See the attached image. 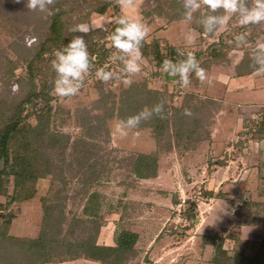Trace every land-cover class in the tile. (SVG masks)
Listing matches in <instances>:
<instances>
[{
    "label": "rangeland",
    "instance_id": "obj_1",
    "mask_svg": "<svg viewBox=\"0 0 264 264\" xmlns=\"http://www.w3.org/2000/svg\"><path fill=\"white\" fill-rule=\"evenodd\" d=\"M76 1L89 3L91 0H63L62 3L68 8ZM146 1L140 0L138 7L128 14L139 16L148 25L150 32L147 41L158 35L164 46L174 44L181 48L185 46L183 34L192 31L197 36V41L195 46L186 50L194 51L195 54L201 51L205 54L210 45L217 43L215 44L217 47L219 43L231 44L234 36L243 31L247 34L248 44L244 47L230 48L218 63L211 61L210 68H205L213 80L211 86L201 85L193 75L192 83L186 89L176 82L178 78L162 74L160 71L162 63L157 64L143 54V70L133 77L135 82L130 87L119 80L105 84L96 79L94 72L105 64L110 65L109 70L117 69L118 65L110 60L111 52L114 50L103 61L89 50L93 65L92 72L86 77L78 95L68 98L55 97L54 107H63L68 113L61 112L52 125L69 136L66 148L69 153L77 150L75 143L81 135L89 143L94 142L98 151L100 146V152L104 155L102 160L106 161L107 167L93 180L88 190L83 188L80 174L70 176V182L61 192L67 197L65 200L62 198L58 200L59 203H63L61 211L65 213L62 224L64 232L68 233V227L72 221L74 222L75 217H91L84 212V207L88 203V193L96 191L104 216L98 242L116 244L118 233L123 228L139 233L134 254L120 264H220L211 260L219 244L218 241L214 246L209 239L213 230L223 235L229 233L228 235L233 237L240 233L245 252L252 254L258 246V238L264 235V212L259 221L242 225L239 208L243 207V202L250 199H264V183L260 173V169L264 170V139L251 138V133L255 129V120L259 123L264 120V74L258 75L254 71L249 73L250 78L237 77L239 69L236 66L249 47L259 40H264V25H261V28L248 27L243 30L234 18L225 30L218 34H201L194 27L195 21L186 24L182 17L174 18L178 13L177 1L161 0L157 3L152 0V11L150 15L145 16L143 9L148 6ZM119 14L122 12L117 6H110L105 13L92 12L90 18L83 22L108 31L102 38L98 34L94 36V40L98 41L96 47L102 43L109 47V28ZM17 15L12 9L9 11L0 3V47L7 46L17 39L19 33H22L24 38H27L29 47L37 48L40 43V33L45 27H39L37 30L35 23L31 25L26 19L18 18ZM43 17L49 20L48 24H50V15L45 13ZM96 25L99 27H95ZM252 29L255 33L257 31L261 33L250 38ZM229 34L233 36L229 37ZM203 54L199 57L201 61L205 59ZM25 69V60L22 59L17 64L16 72L21 73ZM144 85L159 90L164 102L167 103L165 106L169 114L174 118V116L178 117L180 112L183 120L186 119L183 125L188 129L191 128L188 140L181 142L182 140L176 138L175 147L161 154L158 174L152 177L136 176L130 169L128 159L125 160L130 152H150L156 148L151 127L127 129L126 135L122 136L115 128V124L120 120L115 113L105 124L109 128V134L104 131L91 137L83 131L76 120L79 109L89 108L92 113H101L103 109L95 107V104L104 96H107L109 104L114 103L118 107L129 93L140 91L141 87L144 89ZM237 86L243 87L241 91L236 89ZM14 88L12 86V90L19 93V89ZM190 94H195L196 99L186 104L185 98ZM144 95L146 97V94ZM241 98L244 100L260 98L261 101L257 104L258 108H261L260 111L257 114L245 112L244 118L239 116L237 108ZM207 99H213L215 102L209 105L211 107L209 120L206 119L204 126L201 125L203 122L199 125L204 131L199 130L197 133L195 128L198 127L199 115L194 113L195 106L200 107L202 100ZM185 108L193 112L191 117L184 115ZM194 116H197V119H194ZM29 119L33 123L37 120L35 116ZM209 132L214 138L208 136ZM186 142L190 144L187 146ZM217 159L224 161L228 159L226 162L228 165L222 166ZM59 188H61L59 183H54L52 176L48 175L37 180L35 192L30 198L13 199L17 191L14 178L10 177L6 193L0 195V201L3 203L2 213L5 216L13 215L8 227L6 222H3L4 216L0 217L4 230L17 237H37L43 223L45 202L50 201L53 193ZM194 203L196 216L189 217L186 214L187 210ZM246 208L245 205L240 211L243 209L245 211ZM75 229V234L69 232V238L73 240L80 239L84 233L79 226ZM234 245L232 237L225 239L224 246L229 248L230 252ZM19 247L23 249L19 243L14 245L12 250L17 251ZM20 251L18 250L19 253ZM3 253L0 254V264H6L8 257L5 254L2 260ZM20 261L21 256H17L14 264H20ZM44 264L104 263L83 256L68 259H60L56 256L54 260Z\"/></svg>",
    "mask_w": 264,
    "mask_h": 264
},
{
    "label": "trees",
    "instance_id": "obj_2",
    "mask_svg": "<svg viewBox=\"0 0 264 264\" xmlns=\"http://www.w3.org/2000/svg\"><path fill=\"white\" fill-rule=\"evenodd\" d=\"M62 1L56 0V4L51 6V11L48 13L50 15V24H48L49 20L43 17L45 13L28 11L23 0L21 3H16L15 0H9L8 2L0 0L1 5L5 8L7 7L9 11L12 9L14 14H18V18L26 19L31 25L35 23L37 30L39 27H45L44 31L40 33L39 46L35 49L29 47L27 38L25 39L22 33H19L17 39L7 46L0 47V160L4 159L3 167H0V195L6 193L10 177L14 178L17 191L13 195V199L24 200L30 198L35 192L37 180L48 175H51L54 183H59L61 187L53 193L50 201L46 200L45 202L43 223L37 237H17L5 231L2 224L6 222L8 227L13 215L5 216L2 213L3 203L0 201V217L4 216V221H0V254L5 251L2 255V260L5 254L8 255L6 264H14V260L17 261V256H21L20 264H44L54 260L56 256H59L60 259L83 256L91 259L95 258L104 264H120L134 254L139 233L132 229L123 228L118 233L116 244L109 245L98 242V236L104 224V216L100 209L96 191L88 193V203L84 207V212L90 214L91 217H75L74 222L72 221L70 227H68V233L67 231L64 232L62 224L65 213L61 211L63 203H59L58 200L66 199L67 195H62L61 192L65 190L64 186L70 182V176L80 174V182H82L83 188L88 190L93 180L107 167V163L102 160L104 155L100 152L101 147L99 146L98 151L94 142L89 143L82 135L78 137L75 143L77 150L71 153L66 151L69 136L54 128L52 124L61 112H68L63 107H54L53 100L55 96L51 94V81L55 77V73L51 68L53 52L66 44L72 35L79 34L70 33L68 31L69 27L73 24L87 21L92 12L105 13L110 6L116 5L112 0H91L89 3L76 1L71 3L68 8H65ZM151 1H146L148 6L143 9L145 16L150 15L152 11ZM154 1L159 3L161 0ZM175 1H177L178 13L174 15V18L182 17L180 2L179 0ZM115 26V21H113L109 28L110 33ZM194 27L201 34L204 33L198 24L194 23ZM250 27L256 29L261 28V25ZM241 29L244 30L245 28ZM107 33L106 29L99 27L94 28L93 31L85 36V40L88 42V49L102 61L109 56L113 49L107 47L105 43L96 47L98 41L94 40V36L98 34L102 38ZM260 33L261 31L255 33L252 29L250 38L258 36ZM228 36L232 37L233 35L229 34ZM215 44L217 43L210 45L205 54L201 53V51L195 54L204 69L210 68L211 61L218 63L221 58L225 57L224 55L230 48L236 47L234 41L231 44L219 43L217 47H215ZM177 48L179 47L174 44L164 46L161 37L154 35L151 40L147 41L146 39L142 54L159 64L164 59H179L176 55ZM48 54L49 56L47 57ZM201 54L205 56L202 61L199 59ZM22 59L25 60L26 69L24 72L17 73V64ZM250 64L247 50L236 66L239 69L238 74L254 72ZM12 86L16 90L18 88L19 93L18 91H13ZM141 89L132 93L128 91L129 94L118 107L114 103L109 104L107 96H104L95 104V107L103 109L101 113H92L89 108L79 109L76 120L83 131L91 135V137H95V134L104 131L109 134V128L105 124L107 119L114 116L115 113H117L119 119H123L138 113L145 107H151L159 101H164L159 90L148 88L147 85L144 89L142 87ZM144 94H146V97ZM194 99H196V95L190 94L185 98V103L190 104ZM212 100H202L200 107L195 106L194 113L199 115L198 127L196 126L195 128L197 133L199 130H203V127L199 126L201 122H203L201 125L204 126L206 119L209 120L211 113L209 105L215 102ZM165 105L167 106V103ZM166 106V119L153 118L142 122L138 126L142 128L151 127L156 148L150 152H130L128 158L125 157V160L128 159L130 169L138 177L156 176L161 154L165 151H171L175 147L176 142L174 141L176 138L182 140L181 142H185L184 140L190 138L191 128L188 129L183 125L186 119L183 120V115L180 112H178V117L174 116L173 118L167 111ZM31 116L36 117V122L30 121L29 118ZM194 119H197V116H194ZM255 123L251 138L263 140L264 120L262 123L255 120ZM209 135L212 138L211 132H209ZM185 144L188 146L190 143L186 142ZM218 162L226 165L227 159L225 161L218 160ZM260 167L262 168V164ZM260 173L263 179L262 183H264V170L260 169ZM242 205L243 207L239 208V217L242 225L254 223L262 218L264 199H250L243 202ZM245 205L247 206L245 211L244 209L240 211ZM57 208H60V210H56ZM194 208L195 203L187 210V216H196ZM76 226H79L84 233L80 239L76 238L73 240L69 238V232L75 234ZM228 234L223 235L216 230L210 232L209 239H211L214 246L219 241L215 254L211 256L212 261L220 264H264V235L260 239L258 238V246L255 252L248 254L244 250L240 233L234 237ZM231 237L235 242V245L232 246V252L224 246L225 239ZM19 243L23 249L19 247L17 251L12 250V247ZM104 245L105 247H103ZM18 250H21L20 253ZM17 252L19 253L18 255Z\"/></svg>",
    "mask_w": 264,
    "mask_h": 264
},
{
    "label": "clouds",
    "instance_id": "obj_3",
    "mask_svg": "<svg viewBox=\"0 0 264 264\" xmlns=\"http://www.w3.org/2000/svg\"><path fill=\"white\" fill-rule=\"evenodd\" d=\"M21 3L22 0H15ZM25 8L31 12L50 13L51 6L56 0H23ZM121 10L122 14L115 20V28L108 39L111 52L110 60L117 64L115 71L109 70L110 65L95 69L97 80L107 84L114 80L121 81L125 86H131L135 81L133 77L139 75L142 68V48L149 35L150 29L139 16L128 13L134 11L140 0H112ZM182 12L181 16L186 24L193 23L200 26L208 35H215L225 30L226 26L235 18L241 28L264 25V0H179ZM95 27H99L96 25ZM93 26L86 23L73 24L69 27L71 39L61 48L53 52L51 68L55 73L51 81V94L58 98H68L79 94L86 77L92 72V58L90 57L88 44L85 40ZM184 47L177 48V60L164 59L160 71L162 74L176 79L182 88H188L191 77L201 85H212L213 80L206 70L201 67L194 51L186 50L195 46L197 36L192 31L183 34ZM236 47H244L248 44L246 32H240L234 36ZM250 66L256 74H264V40L257 41L248 48ZM184 115L191 117L190 109H184ZM166 119L165 102L159 101L151 107H145L134 115L120 119L115 128L126 135L127 129L140 126L144 121Z\"/></svg>",
    "mask_w": 264,
    "mask_h": 264
},
{
    "label": "crops",
    "instance_id": "obj_4",
    "mask_svg": "<svg viewBox=\"0 0 264 264\" xmlns=\"http://www.w3.org/2000/svg\"><path fill=\"white\" fill-rule=\"evenodd\" d=\"M249 75L250 74H243V75H239L237 77L250 78ZM242 88L243 87H240V86L236 87V89L238 91H241ZM258 101H261V99L260 98H249L248 100H244L243 98L239 99V102H238L239 107L237 108L239 116L244 118L245 112L246 113H250V114H257L260 111V109H261V108H258L259 106H257ZM239 111L241 113H239ZM247 115H249V114H247ZM212 138H214V135H212ZM227 165H228V163L226 165H222V166H227Z\"/></svg>",
    "mask_w": 264,
    "mask_h": 264
},
{
    "label": "water",
    "instance_id": "obj_5",
    "mask_svg": "<svg viewBox=\"0 0 264 264\" xmlns=\"http://www.w3.org/2000/svg\"><path fill=\"white\" fill-rule=\"evenodd\" d=\"M3 164H4V159H1L0 160V167H3Z\"/></svg>",
    "mask_w": 264,
    "mask_h": 264
}]
</instances>
